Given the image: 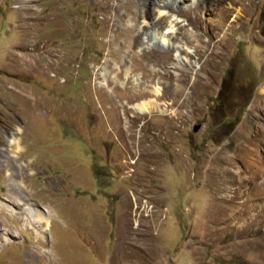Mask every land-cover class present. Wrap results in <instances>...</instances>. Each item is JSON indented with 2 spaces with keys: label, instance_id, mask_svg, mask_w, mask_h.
Wrapping results in <instances>:
<instances>
[{
  "label": "rangeland",
  "instance_id": "rangeland-1",
  "mask_svg": "<svg viewBox=\"0 0 264 264\" xmlns=\"http://www.w3.org/2000/svg\"><path fill=\"white\" fill-rule=\"evenodd\" d=\"M162 1L0 0V264H264V0Z\"/></svg>",
  "mask_w": 264,
  "mask_h": 264
},
{
  "label": "bare ground",
  "instance_id": "bare-ground-1",
  "mask_svg": "<svg viewBox=\"0 0 264 264\" xmlns=\"http://www.w3.org/2000/svg\"><path fill=\"white\" fill-rule=\"evenodd\" d=\"M164 1V0H163ZM162 1V2H163ZM173 3V0H165L164 1V3H161L160 2V5H164V6H166V5H171ZM162 17H163V19H164V17H166V14L164 13V12H162ZM161 17V18H162ZM166 20V19H165ZM167 33H171V31H158L157 32V38H159V39H162V38H164L165 39V41L166 40H168V37L166 38V35H167ZM160 41H162V40H159V42ZM173 46H174V44H172ZM169 47H171V45L169 44ZM58 55V54H57ZM65 55H62V57H63V59L65 58L64 57ZM61 57V58H62ZM62 59V60H63ZM60 60V59H59ZM62 60H60V61H62ZM151 70V69H150ZM154 72H157L155 69H153V70H151L150 71V73H149V75H153V74H156V73H154ZM109 82V81H108ZM184 89V88H183ZM159 90H160V87L158 88V89H155V91L156 92H159ZM178 90V89H177ZM182 92V91H181ZM177 93H179V92H177ZM123 105V104H122ZM125 105V104H124ZM155 103H154V99L153 100H142V101H139V102H136V103H134L133 104V107L134 108H137L140 112H144V113H152L153 112V110L155 109ZM125 109V108H124ZM124 112H125V110H123ZM123 112V113H124ZM126 113V112H125ZM130 129V128H129ZM18 131V130H17ZM131 132V131H130ZM15 133V132H14ZM14 133H13V136H10L9 138H8V140H7V142H9V147H7L9 150L12 148H16V152L17 153H13V154H11L13 157H15V159H16V162H20L19 163V166H20V170H22V169H24V167H27L28 166V164H26L25 162H21V161H19L20 159L19 158H21V154H20V149H21V147H20V141L18 140V138L16 139V137H14ZM17 133V132H16ZM131 133H133V132H131ZM28 168V167H27ZM25 170V169H24ZM231 172V171H230ZM8 173V175H9V177H10V179L12 180V183L14 184V186H15V188L17 189V191H19V192H22V190H24V188H23V184H22V182H18V181H16L15 179H14V176L12 177V175H13V170L11 171H9V172H7ZM222 173V172H221ZM239 178H241L239 175L237 176V179H239ZM246 178L247 179H249V180H254V176H251L250 174L249 175H246ZM241 193V192H240ZM226 194H227V191H226ZM248 194V196L247 197H245V199H244V201L242 202V203H240L237 207H236V209L234 208V209H232L231 210V214L232 213H235V211L236 210H239V206H242V208H245V207H243V206H245V205H249V203L251 202V201H253L252 199H251V197L249 196V194H251V193H247ZM246 194V195H247ZM231 195V194H230ZM233 195V194H232ZM241 196V195H240ZM251 196L254 198V196L251 194ZM264 196V195H263ZM261 198V197H260ZM263 198V197H262ZM14 203H15V205L18 207V208H16V207H13L12 208V210H14V212L15 213H18V214H25L26 215V219L27 220H31L30 221V227L33 229V230H35V232L38 234V236L39 237H44L45 235V233H46V230L48 229V226H47V224H49V215L46 213V211L44 212V211H42L38 206H37V204L36 203H33L32 201H31V199H25L24 201H22V199L21 200H14L13 201ZM232 202V201H231ZM236 204V203H235ZM259 205V204H258ZM250 206V205H249ZM12 207V206H11ZM261 207V206H260ZM33 217V218H32ZM226 217V216H225ZM32 219H34V222L35 223H37V225H41L42 224V226H43V224H46V228H40V226L38 227L37 225H35L34 224V222L32 221ZM29 225V224H28ZM10 240V239H9Z\"/></svg>",
  "mask_w": 264,
  "mask_h": 264
},
{
  "label": "trees",
  "instance_id": "trees-1",
  "mask_svg": "<svg viewBox=\"0 0 264 264\" xmlns=\"http://www.w3.org/2000/svg\"><path fill=\"white\" fill-rule=\"evenodd\" d=\"M261 20H264V3L261 7ZM264 32V31H263ZM264 34V33H263ZM228 92H229V88H225L224 91V82H222L221 87L218 90V93L215 97V103H216V107L218 105H225L228 102Z\"/></svg>",
  "mask_w": 264,
  "mask_h": 264
},
{
  "label": "water",
  "instance_id": "water-1",
  "mask_svg": "<svg viewBox=\"0 0 264 264\" xmlns=\"http://www.w3.org/2000/svg\"><path fill=\"white\" fill-rule=\"evenodd\" d=\"M198 127H199V125H194V126H193V130H197Z\"/></svg>",
  "mask_w": 264,
  "mask_h": 264
}]
</instances>
